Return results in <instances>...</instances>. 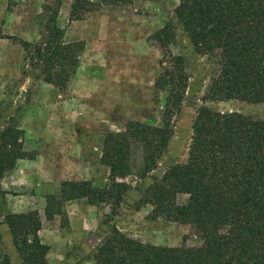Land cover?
Wrapping results in <instances>:
<instances>
[{
  "label": "rangeland",
  "instance_id": "rangeland-1",
  "mask_svg": "<svg viewBox=\"0 0 264 264\" xmlns=\"http://www.w3.org/2000/svg\"><path fill=\"white\" fill-rule=\"evenodd\" d=\"M9 1L0 0V34L11 37L0 38V131L16 119L30 157L0 176V251L14 264H24L6 216L31 211L40 215L39 235L50 247V264H95L93 254L113 227L143 243L199 246L190 225L153 220L151 206H139V200L166 170L187 161L192 126L201 108L264 120V103L207 98L218 62L194 50L175 17L179 0H134L84 14L77 21L70 20L73 0H63L58 25L67 41H84L86 48L77 74L61 92L44 80L41 64L32 61L21 43L42 38L55 0H17L12 5ZM169 21L176 26L170 49L184 57L189 81L174 119V136L158 167L140 176L142 154L135 148L134 174L119 180L126 188L120 189L124 198L115 216L97 197L62 200L64 214H48V197L61 200L65 181H86L99 188L111 184L109 168L101 160L107 133L121 132L129 121L160 123L169 95L155 87L163 59L157 33Z\"/></svg>",
  "mask_w": 264,
  "mask_h": 264
},
{
  "label": "trees",
  "instance_id": "trees-1",
  "mask_svg": "<svg viewBox=\"0 0 264 264\" xmlns=\"http://www.w3.org/2000/svg\"><path fill=\"white\" fill-rule=\"evenodd\" d=\"M133 1L73 0L70 20ZM62 3L55 0L39 41L21 43L32 61L41 64L44 80L64 92L77 74L86 44L66 40L57 21ZM175 17L194 50L217 59L209 100L264 103V0H179ZM175 28L169 21L157 33L163 59L155 87L169 95L160 123L129 121L121 132L107 133L101 160L109 168L111 184L99 188L86 181H65L61 200L48 197V214L63 215L62 200L97 197L110 205L115 216L124 198L120 189L126 188L119 180L134 174L135 148L142 154L140 176L158 167L174 136V119L182 109L189 81L184 57L170 49ZM0 38L11 37L0 34ZM192 130L187 161L166 170L145 190L138 205L151 206L153 220L190 225L201 244L158 246L113 227L93 254L95 264H264V120L203 107ZM23 135L14 118L0 131L1 177L30 157ZM184 196L186 201L180 203ZM6 223L24 264H50V247L40 238L42 222L37 211L10 213ZM0 264H14L3 250Z\"/></svg>",
  "mask_w": 264,
  "mask_h": 264
}]
</instances>
